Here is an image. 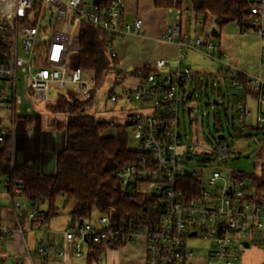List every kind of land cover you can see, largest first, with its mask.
<instances>
[{
  "label": "built area",
  "instance_id": "obj_1",
  "mask_svg": "<svg viewBox=\"0 0 264 264\" xmlns=\"http://www.w3.org/2000/svg\"><path fill=\"white\" fill-rule=\"evenodd\" d=\"M124 6L125 0H110L103 9L98 7V0H0V149L10 134L13 150L14 138L23 132L21 123L34 117L32 105L53 101L70 86L77 91L80 102L97 91L92 75L83 76L77 67L68 69L70 58L79 49L78 35L71 30L78 28L80 21L89 23L104 35L108 61L103 72L110 75L111 83L108 99L115 102L124 98L139 105L136 111L126 110L125 123L115 133H132L137 141L136 159L117 170L115 176L122 187L146 195L151 203L147 217L138 224L119 225L107 214L100 215L95 224L70 223L63 230L65 242L71 244L75 256H80L88 242L116 245L143 238L145 264H237L239 249H244V242L250 246L255 234L259 235L256 244L264 249V196L258 201L249 194V184L243 177H231L219 187L223 176L218 171L207 178L208 185L220 189L218 195L211 194L203 188L201 177L184 167L186 158L178 150L179 116L190 119L193 110L187 100L200 81L190 67L183 65V59L188 50H204L202 53L212 61L208 50L216 45L181 34L175 22L162 32L163 40L176 41L178 45L175 67H165L169 61L160 59L144 76L134 69L124 73L117 62L114 40L137 34L142 27L140 18L123 20ZM45 11L50 18L41 25ZM179 15L177 10L176 20ZM54 20L60 21L59 28L53 26ZM263 23L264 0H251L247 26L242 31L254 29L261 33ZM261 55L264 57V50ZM226 66L223 62L219 68L226 74L231 92H240V71ZM128 77L134 80L132 84L126 83ZM247 80V95L255 94L256 103L264 104V81ZM113 86L120 91L115 93ZM51 88L54 97L49 95ZM24 104L30 106L22 113L17 107ZM235 106L239 122L250 115L244 101H236ZM256 122L264 123V117L257 114ZM230 152V147L221 145L219 159L224 161ZM21 189L18 184L8 187L0 174V243L20 235L30 257L24 234L50 230L38 216L40 200L28 201L27 206L16 200L25 199ZM196 238L210 242L201 255L187 245ZM35 252L43 256L47 246L39 242ZM65 254L66 250L58 251V255Z\"/></svg>",
  "mask_w": 264,
  "mask_h": 264
},
{
  "label": "trees",
  "instance_id": "obj_2",
  "mask_svg": "<svg viewBox=\"0 0 264 264\" xmlns=\"http://www.w3.org/2000/svg\"><path fill=\"white\" fill-rule=\"evenodd\" d=\"M109 1L98 0V7L103 9ZM153 1L158 7H183V0ZM188 2L195 15L201 14L204 22L206 18L213 19L218 30L232 21L236 22L241 30L247 26L251 0H188ZM22 19L24 21V18ZM78 29L79 49L70 58L68 69L80 68L83 76L89 73L88 75L94 77L96 87H99L106 78L103 69L108 61L103 44L104 35L89 23L82 21L78 23ZM150 70L151 68L146 65L135 71L144 76ZM217 73H221L224 82H227L226 74H223L220 68ZM237 80L242 82V92L246 95L249 92L248 81L241 73ZM201 86L200 80L198 87ZM95 92H92L90 99L80 102L76 98L77 91L70 86L55 100L47 102V111L64 117L61 122L54 119V123H49L51 129L62 132V144L56 146L53 153L52 171L38 169L35 159L31 161L24 155H18L19 152L14 156L10 134L0 149V174L5 184L8 187L15 184L21 186L23 198L28 201L40 200L41 208L38 210V216L46 223L58 216L61 209L71 202L69 224L89 221L93 210L101 215L107 214L111 221L119 225L127 222L138 224L147 217L151 199L140 192L132 191L130 187H122L115 176L117 170L136 159L135 149L128 147V134L122 131L119 135H102L101 132L109 126H113L114 129L118 127L110 121L85 113V110L94 103ZM252 96L255 97V94ZM248 116H244L242 120L244 128H248L245 123ZM124 123L125 120L122 126ZM256 156L263 158L264 153L258 151ZM11 161L12 165H10ZM232 177L245 178L250 183H248L249 194L259 201L264 189L262 176L252 171ZM122 245L88 242L87 264L97 262V258L106 247Z\"/></svg>",
  "mask_w": 264,
  "mask_h": 264
},
{
  "label": "rangeland",
  "instance_id": "obj_3",
  "mask_svg": "<svg viewBox=\"0 0 264 264\" xmlns=\"http://www.w3.org/2000/svg\"><path fill=\"white\" fill-rule=\"evenodd\" d=\"M183 7H188L189 9L188 14L182 18L184 23V20L191 18L193 11L188 0H183ZM46 12L47 11L44 13L45 19L41 21V25L49 21L50 17ZM168 17L172 19L174 17V12H169ZM59 23L60 21L54 20L52 24L55 28H59ZM193 24L194 21L192 19L191 26H193ZM50 37L51 35H49L47 40H49ZM121 39L122 38L114 40V49L116 48L117 42ZM187 62L191 70L195 73L196 79L202 81V86L192 91L191 98L187 100V105L193 110L191 118L179 116V130L182 136L181 146L178 150L180 153H183V157L186 158L184 167L187 170H193L197 176L201 177L204 189L211 194L218 195L220 189L215 186H210L207 183V178L213 171H218L223 176V179L218 183L219 187H222L232 176H236L239 173H249L255 170L261 175V161L256 158V153L260 147L263 146L262 134L264 133V124L256 123L254 115H252L245 119V123L251 127L243 128L242 121L239 122L235 117V103L238 97L231 95V88L224 82L221 73H217L212 65H200L195 63V55L190 52L188 53ZM119 68L124 73H129L131 70L138 67H123L119 65ZM130 77L126 80L127 84H132L134 82ZM110 88V75L108 74L101 85L97 87V91L93 97L94 103H92L90 108L85 110V113L91 114L96 118L110 121L120 128V125L124 122L126 110L136 111L139 105L136 101H128L124 98H117L115 102L110 101L108 99V91ZM113 89L115 93L120 91V88L117 86H113ZM222 91H225V93L222 94ZM54 94V88H51L49 93L50 97H54ZM213 98L217 99L220 104L204 105L205 101L212 100ZM46 105L47 102L32 105L35 112L33 119H30L29 122L23 121L24 123L20 125V129L23 128V132L14 138V148L12 150L14 156L18 151H20L18 155H22V150L26 158L37 157L36 155L40 153V150L35 152L34 148L30 147V149H27V145H25V142L36 141L37 147L41 149L38 142L40 138L36 136L37 133L45 134V139L47 141L44 140L42 143L45 144L46 142L44 145L46 149L55 145L52 136L57 138L56 146L62 144V132L57 129H50L49 123H54V119L61 122L64 120V117L58 114L54 115L47 111ZM27 106L30 105H18L17 108L21 109L22 113H24ZM2 122L4 123L6 120ZM256 127L257 129H255ZM115 133L116 129H114L113 126H109L101 132L102 135H115ZM221 133H223L224 137L221 139L217 138V135ZM127 134L129 149H135L137 141L133 138L131 132ZM221 145L231 148V152L224 161H221L218 155V148ZM47 146L49 148H47ZM188 146H191V148L189 149ZM45 153L49 155L52 154L53 151L51 150L50 152L49 149ZM146 191L150 192V189L146 188ZM16 200L23 202L27 206L28 200L23 199L24 201H22L20 198H16ZM59 205L60 204H58V206ZM71 207L72 202L65 208H62L61 213L52 219L51 222H55L57 227H60L59 229L66 228L67 222L70 220L69 210ZM100 215L98 211L93 210L89 222L93 224L97 223ZM39 233L40 231L36 230L34 233L25 234L26 240L31 244L30 250L33 264H39V256L34 251L37 245L34 243V239L37 240L40 238ZM258 237L259 235L255 234L254 241H251L249 247L239 249L240 261L237 264H264V249L256 244V239ZM187 245L197 254L201 255L210 245V242L201 238H196L189 240ZM0 254V258L4 260L0 262V264H30L29 261L24 260L26 258L20 252L15 256L4 255V252ZM103 258L104 256L101 255L94 264H103Z\"/></svg>",
  "mask_w": 264,
  "mask_h": 264
},
{
  "label": "crops",
  "instance_id": "obj_4",
  "mask_svg": "<svg viewBox=\"0 0 264 264\" xmlns=\"http://www.w3.org/2000/svg\"><path fill=\"white\" fill-rule=\"evenodd\" d=\"M177 10H180V15L179 19L176 20ZM169 12H174V17L172 19H169L168 17ZM188 12V7L173 8L170 6H155L153 0H125L123 20L132 22L136 18H140L142 19V27L139 33L126 34L122 37L121 40L117 42L115 50L117 54L118 64L123 67H138L134 69L137 70L146 65L151 68L155 65L157 60L164 59L169 61L168 65H166L165 67H168L169 69L175 67L174 60L177 58V55L179 53L178 45L176 44V41L163 40L162 32L164 29L170 28L173 23L176 22L178 23L179 32L181 34H187L191 38H200L203 41L207 40L216 45L215 48L208 50V52L214 59L211 61V65L213 67L214 65H217V67L219 68L224 62L227 64L226 67L237 69L238 71H240V73L244 75L246 80L250 78H259L260 80L264 81V57L261 55V52L264 50V23L261 26V33H257L255 31L243 32L240 26L234 21L224 24L218 30L216 25L214 24L213 19L206 18L204 22V18L201 14L195 15L193 13L191 18H187L183 23L182 18L183 16L188 14ZM192 19L194 21L193 26H191ZM73 29L74 28H72L71 30L72 33ZM103 44L105 45L104 38ZM106 49L107 48L105 45V52L107 51ZM189 52L195 55V63L206 65L197 62V60L200 58L209 59L202 53L204 52V50H188L183 59L184 66L190 67L187 62ZM218 68L214 67L215 71H218ZM240 83L242 84V82ZM231 91L232 90H230V92ZM231 95L238 97L237 101H244V105L246 106L248 111H250L249 116L254 115L255 122L257 114H260L264 117V104L258 105L252 95H247V93L245 95L242 90L237 93L231 92ZM250 127L251 126L248 125V128ZM255 129H257V127ZM36 136L42 140H38L41 149L37 147L36 141L26 142L25 145H27V149H30L32 144V148H34L35 152L40 150V153L36 155L37 157H28L27 159H30L31 161L35 159L34 162H37L36 167H38V169L40 170L52 171L54 165L53 153L56 147L57 138H54V136H52L54 139L53 141H55V145H53L52 147H50L49 145L50 148L47 146V148L50 149V152L51 150L53 151L52 154L48 155L45 153L49 150L44 146L46 142L45 144L42 143L44 142V140L47 141L45 139V134L37 133ZM262 136L263 146H261L258 151H262L264 153V133L262 134ZM21 153L25 156L22 150ZM256 158L260 159L261 161V175L255 170L254 171L262 176L261 179L264 180V157L258 158L256 156ZM247 183L249 182L247 181ZM260 196H264V189ZM6 216L8 217V214H6ZM51 221L46 225V228H48L50 231L44 232L39 230L40 238H38L37 240L34 239V243L37 244L36 248L39 242H42L43 245L47 246V253L45 255L40 256L37 254L39 256V264H87L86 246L83 247V252L80 256H75L73 254L71 244L65 242L63 236V230L65 228L59 229L60 227H57L56 223H52ZM69 221L67 222V225L69 224ZM34 232L35 231L27 233ZM25 234L24 239L30 250L31 244L26 240ZM49 245L51 248H48ZM144 247V239L138 238L134 241L127 242L120 247H106L105 250L99 255V257L101 255L104 256L103 264H145ZM36 248L34 251H36ZM59 250H66V254L64 256L58 255ZM1 252H4V255L7 256H15L20 252L26 258L24 259L25 261L27 260L30 264H33L31 250L29 257L25 252L22 237L20 235L16 234L13 237H10L4 242L0 243V253ZM99 257L97 258V261ZM3 261L4 260L0 258V262Z\"/></svg>",
  "mask_w": 264,
  "mask_h": 264
},
{
  "label": "water",
  "instance_id": "obj_5",
  "mask_svg": "<svg viewBox=\"0 0 264 264\" xmlns=\"http://www.w3.org/2000/svg\"><path fill=\"white\" fill-rule=\"evenodd\" d=\"M94 2H97V0H94ZM73 34L74 35H78V28H77V26L74 27ZM197 62L198 63H201V64H206V65H211L212 64L211 60H209V59H203V58L198 59ZM214 67L215 68H218L217 65H214ZM210 104L219 105L220 102L217 101V99L213 98L211 101H205V103H204V105H206V106H208ZM217 138H219V139L223 138V134H218L217 135ZM243 245H244V247H248V243L247 242H244Z\"/></svg>",
  "mask_w": 264,
  "mask_h": 264
}]
</instances>
